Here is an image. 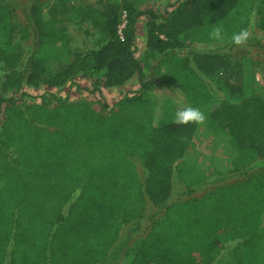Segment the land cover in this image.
I'll use <instances>...</instances> for the list:
<instances>
[{
  "label": "trees",
  "instance_id": "1",
  "mask_svg": "<svg viewBox=\"0 0 264 264\" xmlns=\"http://www.w3.org/2000/svg\"><path fill=\"white\" fill-rule=\"evenodd\" d=\"M8 1L0 0V264H218L229 253L233 264H264V88L255 76L244 82L246 58L230 39L202 48L186 37L220 24L228 37L249 25L264 33V0H178L164 11L131 0L82 5L76 19L101 34L89 50L73 48L59 24L65 0L31 4L23 25ZM236 8L242 16L231 23ZM142 18L144 57L157 58L150 74L137 56ZM15 33L31 41L26 56ZM56 42L64 52L47 51ZM64 56L71 63L48 74L47 62ZM218 72L236 83L219 85ZM160 75L205 114L202 123L179 125L169 103L160 109L152 92ZM134 77L139 88L112 105L54 94L23 101L24 85L78 89L79 79H89L101 97V87ZM226 92L243 96L231 101ZM208 133L254 154L257 165L185 190L177 164ZM134 157L146 169L143 181ZM209 184L214 190L184 199Z\"/></svg>",
  "mask_w": 264,
  "mask_h": 264
},
{
  "label": "rangeland",
  "instance_id": "2",
  "mask_svg": "<svg viewBox=\"0 0 264 264\" xmlns=\"http://www.w3.org/2000/svg\"><path fill=\"white\" fill-rule=\"evenodd\" d=\"M47 2L48 0H9L8 5L15 8L14 20L20 24L25 23V10L28 6L35 2ZM54 1V0H50ZM106 1L111 0H65L62 13L58 15L59 24L67 28V32L72 38L71 45L73 48L80 50H89L97 47L100 44L101 34L95 29L90 22H79L75 17V10L82 5L93 4L97 7H101ZM138 9L145 10L147 8H153L156 10L164 11L170 5L176 3L178 0H131ZM242 16L241 8H236L235 11L227 20H231L234 23L236 17ZM145 20L142 18L138 24L137 30V56L143 59V64L146 72L150 74L151 68L157 63V58L146 59L144 57L146 50V30ZM258 21V16H254L253 24ZM250 32L249 40L242 44L237 45L235 51L241 55V58H246L244 82L247 84H253V76H255L264 88V33L257 30V27L249 25L246 28ZM210 28H198L187 33L188 42L195 47L218 48L223 46V42H213L209 40ZM251 38V39H250ZM254 41V42H252ZM14 43H18V46L23 50L25 56L31 50L30 39L21 40L20 35H14ZM47 51L61 53L64 52L63 46L60 43H54L48 45ZM24 56V58H25ZM72 57L64 56L52 58L47 62L46 69L48 74L54 75L59 72L72 61ZM6 74V70L0 63V77ZM157 83L154 85L152 92L155 100L158 102V106L161 110H164L165 103H169L172 112L175 113L178 105L175 103L176 97H182L186 106L190 105L186 100L184 94L174 86L164 85L160 79L162 75L157 76ZM214 79L219 85H223L224 82L229 81L236 83L235 79L228 74L218 72L215 74ZM78 84L80 88L71 86L70 83H66L60 87H49L46 83L40 82L37 86L24 85L22 91L27 95L24 98V102H40L44 97H49L50 94H54L57 97H69L73 101L78 100H91L95 101L101 98L109 105L114 104L117 100L123 97L126 93L132 92L139 88L138 78L134 77L127 82L125 86L119 88H103V94L91 93V80L79 79ZM247 89V88H246ZM241 96L240 94H232L226 92V97L231 101H237ZM257 157L252 153L240 152L230 144L229 139L221 134H206L205 137H198L195 139L187 155L182 158L178 164L179 179L178 184L185 190L187 186H196L199 180L207 178L208 176L221 172H228L237 170L242 166L257 165ZM135 165L138 177L140 180H144L147 176L146 169L139 157L132 158ZM249 174H253L258 167H255ZM237 180V178H236ZM231 180L229 182H233ZM215 186L212 184L203 186L200 189L192 191L186 195L184 199L199 197L214 190ZM264 238V231L260 234ZM218 264H233L232 254L225 255ZM260 264V263H257Z\"/></svg>",
  "mask_w": 264,
  "mask_h": 264
},
{
  "label": "clouds",
  "instance_id": "3",
  "mask_svg": "<svg viewBox=\"0 0 264 264\" xmlns=\"http://www.w3.org/2000/svg\"><path fill=\"white\" fill-rule=\"evenodd\" d=\"M208 35L209 40L213 42H224L230 39L233 44L242 45L249 40L250 32L246 28H241L228 37L225 34L224 26L220 24L213 27ZM175 103L178 107L174 113L173 122L179 125H187L192 122L202 123L205 120V114L198 107L186 106L182 97H176Z\"/></svg>",
  "mask_w": 264,
  "mask_h": 264
}]
</instances>
